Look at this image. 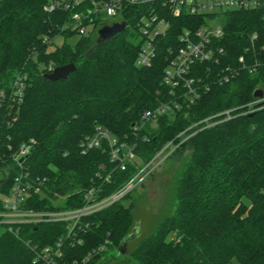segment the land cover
Here are the masks:
<instances>
[{
    "label": "trees",
    "instance_id": "16d2710c",
    "mask_svg": "<svg viewBox=\"0 0 264 264\" xmlns=\"http://www.w3.org/2000/svg\"><path fill=\"white\" fill-rule=\"evenodd\" d=\"M48 1H0V92L8 95L17 73L27 74L22 101L0 95V192L7 194L15 176L22 175L23 185L29 184L23 209L76 208L84 204L88 188L97 184L104 194L113 192L170 141L178 145L170 157L178 155L180 166L170 185L168 211L126 253L118 246L137 223L132 201L125 203L130 192L84 216L74 237L63 221L12 224V230L1 222L0 264H39L32 246L53 245L61 237L60 264H264V106L250 113L239 108L225 120L211 118V125L199 122L252 101L256 88L264 90V66L213 85L190 107L160 115L151 130L144 127L136 136L133 123L143 111L170 98L162 82L165 47L189 22L199 26L203 17L172 18L152 65L140 67V43L129 29L136 26L127 14L129 25L101 44L89 34L53 48L43 44L44 34H77L62 29L70 11L47 12ZM225 28L224 44L234 60L257 33L246 56L264 62V7L232 11ZM71 62L76 69L65 79L43 77L44 66ZM97 123L120 140L137 142L136 158L125 169L111 161L107 141L82 153L80 141ZM183 131L190 135L184 141L178 136ZM32 139L19 163L13 154Z\"/></svg>",
    "mask_w": 264,
    "mask_h": 264
},
{
    "label": "built area",
    "instance_id": "2783aa9c",
    "mask_svg": "<svg viewBox=\"0 0 264 264\" xmlns=\"http://www.w3.org/2000/svg\"><path fill=\"white\" fill-rule=\"evenodd\" d=\"M263 7L264 0H49L43 5V9L47 12L56 9L69 10L70 22L64 24L62 29H76L79 35L88 34L89 24L94 26L93 32L97 33L99 29L97 23L102 18L118 17V20L114 21L106 19L107 21L102 26L122 20H126L128 26L127 14L136 26L138 34L140 48L136 65L140 67L152 65L157 51L162 45V39L167 38L172 29V18L203 17L199 26L189 22V26L183 27L165 47L167 63L164 67L162 82L169 87L170 98L156 107L143 111L140 120L133 124V132L136 136L142 128L150 122H155L160 115L190 107L204 93L210 91L213 85L229 83L243 71L254 72L260 66H264L262 60L257 58L248 60L246 56L254 46L257 33L251 35L250 44L245 47V52L236 60L228 54L224 44L225 25L232 11ZM59 34L54 36L44 34L41 41L49 46L54 37ZM54 67L52 64L44 66L45 72L53 71ZM26 85L27 74L19 72L13 80L11 92L6 95L2 91L0 95L2 98H5V95L8 96L10 101L20 102L23 99ZM254 97L252 101L238 107L224 109L199 122H207L208 125H211L215 123L211 121V118L221 117L225 120L239 108L244 109L241 111L242 113H250L264 106V96ZM199 122L193 123L189 128ZM181 135H183L182 141L190 136L185 135L184 131L178 136ZM103 141H107L111 161L117 163V167L125 169L127 163L136 158L137 142L130 143L120 140L108 128L99 123L95 124L92 134L86 135L80 141L82 153L101 146ZM33 143V139L30 142L22 143L13 154V158L21 163L20 159L30 152ZM177 146L173 141L166 143L154 158L161 157L162 159V157L169 156ZM147 166L146 164L145 167ZM139 175L138 172L131 180L109 194H104L102 185L95 184L85 191L83 205L51 211L25 210L21 207L24 200V189L29 184L23 185L22 175H17L7 196L2 198L4 210L0 213V223H8L9 229L12 230V224L37 223L45 220L63 221L67 222L68 235L72 234L74 237L78 230L77 227L82 226L80 222L84 216L119 201L132 189L134 181ZM110 178L111 174H108L105 181H109ZM62 243L61 237L53 245L38 246L34 244L32 246L35 252L34 262L60 264V259L63 258Z\"/></svg>",
    "mask_w": 264,
    "mask_h": 264
},
{
    "label": "rangeland",
    "instance_id": "374dc122",
    "mask_svg": "<svg viewBox=\"0 0 264 264\" xmlns=\"http://www.w3.org/2000/svg\"><path fill=\"white\" fill-rule=\"evenodd\" d=\"M106 19L108 18H102V20L97 23V27L100 28L103 23L107 21ZM108 20H118V17H112ZM93 28L94 26L89 24L87 30L89 35L95 36L96 32L93 33ZM129 29L133 32L135 30L137 34L136 29L132 28V25ZM78 35L79 34H76L75 36L66 38L60 33L54 37L53 42L49 46L50 48H53L55 45H61L66 40L68 42H73L78 38ZM153 127V122H150L145 126V128L149 130ZM178 158V155L173 157H170L169 155L162 157V159L161 157H153L140 169V175L135 179L134 186L129 191L131 198L125 200V203L132 201L135 220L138 224L137 232H135L131 242L128 244L130 245L129 247L135 244L143 234L146 235L149 233L152 227H154V225L160 220V217L168 211V206L170 205L168 196L170 185L175 175V171L180 166V160ZM146 164L148 165L147 167H145ZM6 196L7 194H2L0 192L1 198ZM3 229L4 226L0 225V232Z\"/></svg>",
    "mask_w": 264,
    "mask_h": 264
},
{
    "label": "water",
    "instance_id": "95a60500",
    "mask_svg": "<svg viewBox=\"0 0 264 264\" xmlns=\"http://www.w3.org/2000/svg\"><path fill=\"white\" fill-rule=\"evenodd\" d=\"M127 27V21H115L111 24H105L101 28L97 30L96 33V41L97 44H101L103 42H106L112 38H115L118 36L125 28ZM76 69V65L71 62L63 65L55 66L53 71L47 72L43 74L44 78L50 79V80H58V79H65L70 72ZM254 96L256 97H262L264 96V90L260 87L256 88L253 92ZM134 124V123H133ZM24 157H22L20 160H23ZM138 224L133 227V229L129 232V234L123 239V241L118 246V251L122 253L127 252V245L129 242H131L135 232H137V226Z\"/></svg>",
    "mask_w": 264,
    "mask_h": 264
}]
</instances>
